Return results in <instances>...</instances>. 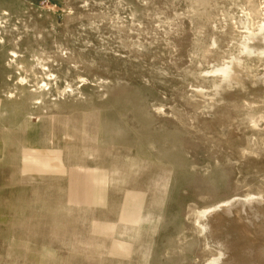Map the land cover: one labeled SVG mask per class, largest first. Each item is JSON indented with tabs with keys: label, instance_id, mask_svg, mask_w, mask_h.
Wrapping results in <instances>:
<instances>
[{
	"label": "rangeland",
	"instance_id": "rangeland-1",
	"mask_svg": "<svg viewBox=\"0 0 264 264\" xmlns=\"http://www.w3.org/2000/svg\"><path fill=\"white\" fill-rule=\"evenodd\" d=\"M0 264H264V0H0Z\"/></svg>",
	"mask_w": 264,
	"mask_h": 264
},
{
	"label": "bare ground",
	"instance_id": "bare-ground-1",
	"mask_svg": "<svg viewBox=\"0 0 264 264\" xmlns=\"http://www.w3.org/2000/svg\"><path fill=\"white\" fill-rule=\"evenodd\" d=\"M224 73H225V71H223ZM243 201V200H242ZM227 205H230L229 203H224L223 205H221V207L220 208H226L227 207ZM212 263V262H211Z\"/></svg>",
	"mask_w": 264,
	"mask_h": 264
},
{
	"label": "water",
	"instance_id": "water-1",
	"mask_svg": "<svg viewBox=\"0 0 264 264\" xmlns=\"http://www.w3.org/2000/svg\"><path fill=\"white\" fill-rule=\"evenodd\" d=\"M237 205L238 206H243V203L242 202H238Z\"/></svg>",
	"mask_w": 264,
	"mask_h": 264
}]
</instances>
